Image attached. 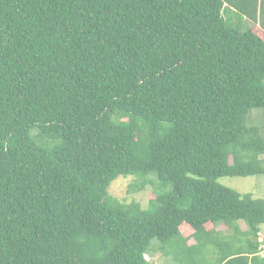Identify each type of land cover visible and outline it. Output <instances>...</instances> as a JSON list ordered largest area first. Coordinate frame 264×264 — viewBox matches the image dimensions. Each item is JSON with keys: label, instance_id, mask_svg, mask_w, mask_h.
Wrapping results in <instances>:
<instances>
[{"label": "trees", "instance_id": "obj_1", "mask_svg": "<svg viewBox=\"0 0 264 264\" xmlns=\"http://www.w3.org/2000/svg\"><path fill=\"white\" fill-rule=\"evenodd\" d=\"M253 108L264 0H0V264H153L190 237L179 264L202 239L213 264H264V196L217 181L264 173ZM119 175L162 192L122 202Z\"/></svg>", "mask_w": 264, "mask_h": 264}, {"label": "rangeland", "instance_id": "obj_2", "mask_svg": "<svg viewBox=\"0 0 264 264\" xmlns=\"http://www.w3.org/2000/svg\"><path fill=\"white\" fill-rule=\"evenodd\" d=\"M234 14H227L225 13V17L228 18L230 21H233ZM250 25V24H249ZM241 31H245L247 27H244L243 25L239 26ZM263 109H255L253 108L251 110V113L248 118V123L252 124H261L263 123ZM31 134L34 137V140L42 145V146H53L55 144H58L59 139L55 138L54 136L50 135H37L36 130H32ZM260 157L264 158V155H261ZM148 180H153V183H146V185L142 189H136L132 185L136 182L137 178L135 176H126L123 177L122 175L117 176L114 178L109 186L108 191L109 193L116 197L118 200L129 203L131 201L138 202L142 207L148 206V202L150 198L152 199L155 194H159L162 192L161 189L157 188L154 189L155 181L154 177L152 175H149ZM217 181L225 186H228L230 188H233L241 193L249 192L253 196H264V173L259 174H253V175H246V176H224L217 178ZM140 182V181H138ZM236 224L240 229H245L246 225L242 220L236 221ZM261 230L259 233V240L262 241V252H264V223L260 225ZM229 230L226 228L225 225L219 224L216 226V231H213V233H210L208 236L212 241H222L225 239V235L227 236V232ZM232 230H230L231 232ZM191 242H195V239L193 237H190L185 241L187 244H183L180 242H172L167 243L164 246V249L167 250V253H164L163 251H159L155 249L154 251H151L149 249L145 256L153 263V264H179L180 261H178L175 258V254L179 253L181 254L180 257H183V261H186L187 263L190 261V252L188 247ZM157 241L153 240L151 242L152 245L158 246L156 244ZM200 244V251L196 253V258L199 257L201 259H204L203 262L200 264H213L212 258H214L216 253V247L214 245V242L207 243L203 239L199 241Z\"/></svg>", "mask_w": 264, "mask_h": 264}, {"label": "crops", "instance_id": "obj_3", "mask_svg": "<svg viewBox=\"0 0 264 264\" xmlns=\"http://www.w3.org/2000/svg\"><path fill=\"white\" fill-rule=\"evenodd\" d=\"M225 12L227 14H231V13L234 14V16L232 18L233 21L231 20V22L234 23L235 26L236 25H238V26L243 25L244 27H248L249 26L250 22L245 17L240 16L239 14H237L236 12H234L233 10L225 9Z\"/></svg>", "mask_w": 264, "mask_h": 264}]
</instances>
